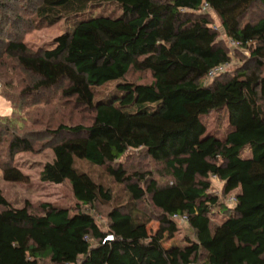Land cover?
Instances as JSON below:
<instances>
[{
    "label": "trees",
    "instance_id": "16d2710c",
    "mask_svg": "<svg viewBox=\"0 0 264 264\" xmlns=\"http://www.w3.org/2000/svg\"><path fill=\"white\" fill-rule=\"evenodd\" d=\"M17 2L28 4L34 26L61 20L69 26L51 48L30 50L5 28L18 27L20 17L10 15ZM207 10L248 52L230 77H207L230 60ZM2 57L30 79L18 93L1 91L11 104L17 95L40 97L60 87L62 97L92 118L47 131L53 157L39 171L41 181L70 184L74 209L45 203L33 213L28 201L16 207L0 188V264L41 258L52 264H264V0H0ZM131 70L149 72L151 81L127 80ZM5 71L0 80L12 90ZM103 86L108 89L99 91ZM224 110L226 134L206 132L205 115ZM14 126L0 116V171L5 180L26 182L12 158L32 150V141ZM128 150L160 164L162 180L127 173L118 161ZM76 158L105 166L127 191L126 205L112 207L105 230L88 209L111 203V189L75 167ZM213 176L223 194L235 192L233 207L216 223L212 215L226 208L210 190ZM145 195L170 232L176 231L173 216L186 215L194 239L166 250L158 238H144L139 230L146 223L134 210Z\"/></svg>",
    "mask_w": 264,
    "mask_h": 264
},
{
    "label": "rangeland",
    "instance_id": "374dc122",
    "mask_svg": "<svg viewBox=\"0 0 264 264\" xmlns=\"http://www.w3.org/2000/svg\"><path fill=\"white\" fill-rule=\"evenodd\" d=\"M14 11L10 15L20 17V21H14L17 28L7 26L11 37L22 41L30 50L46 49L53 46L54 38L63 33L68 28L69 23L61 20L55 24H43L34 26L30 17V8L26 2H17ZM210 19V26L217 33V42L227 51L230 60L224 65V69L217 77H230L237 70L242 68L246 61L248 52L246 49L237 46L229 40L223 32L218 16L207 10ZM13 24V25H14ZM6 38L7 36L4 35ZM6 69L12 77V90L4 86L0 80V116H7L15 122L16 131L25 134L32 141V150L19 151L13 155L12 164L16 165L27 175L26 182H13L3 179L0 171V188L3 195L16 207H20L25 201L30 204L33 213H40V205L50 203L54 206L68 207L74 209L76 200L73 196L70 184L65 181L60 184L44 182L39 179V171L44 163L51 161L53 154L49 147L51 138L47 131L54 129L58 123L67 124H89L92 113L88 109L74 105L71 99H66L60 94V87L53 88L45 92L42 96H28L26 94L17 95L14 103L11 104L1 95V91L8 90L11 93H18L21 87L30 81L28 74L20 69L14 60L2 57L0 59L1 70ZM3 78V77H2ZM126 79L133 82L148 83L151 75L147 71L131 70L126 75ZM108 86L98 88L105 91ZM206 132H211L218 137H223L228 128L227 112L212 111L203 118ZM249 149L244 150V155ZM126 169L127 173L139 171L150 172L157 180H162L158 175L161 165L152 161L142 150H128L118 161ZM75 167L88 172L97 182H102L109 186L113 194V201L109 204L96 203L88 211L93 215L96 224L102 230L108 226V213L113 206L126 205L127 191L123 184L112 180L107 173L105 166H96L84 159H75ZM210 190L218 196L219 207L224 206L223 213L215 212L212 215L214 223L221 221L228 214L234 205V191L223 194L222 182L216 177H211ZM135 216L146 224L139 230L146 239L158 238L166 250L175 244L182 243L185 239H194L192 229L187 221L175 220L176 231L170 232L158 221V211L152 206L149 197L144 196L136 203ZM39 264H52L48 258H41Z\"/></svg>",
    "mask_w": 264,
    "mask_h": 264
},
{
    "label": "built area",
    "instance_id": "2783aa9c",
    "mask_svg": "<svg viewBox=\"0 0 264 264\" xmlns=\"http://www.w3.org/2000/svg\"><path fill=\"white\" fill-rule=\"evenodd\" d=\"M223 69H224V65L215 66V67H213L212 69H210L208 71L207 77L212 78L213 76L221 73L223 71ZM173 219H178V220H181V221H187L186 215H174ZM110 237H111L110 235L107 236V238H110Z\"/></svg>",
    "mask_w": 264,
    "mask_h": 264
}]
</instances>
